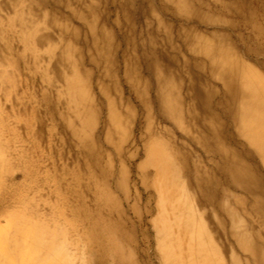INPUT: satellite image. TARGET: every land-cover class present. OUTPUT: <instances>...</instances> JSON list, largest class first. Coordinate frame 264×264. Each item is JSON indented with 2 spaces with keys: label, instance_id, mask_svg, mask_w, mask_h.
<instances>
[{
  "label": "bare ground",
  "instance_id": "obj_1",
  "mask_svg": "<svg viewBox=\"0 0 264 264\" xmlns=\"http://www.w3.org/2000/svg\"><path fill=\"white\" fill-rule=\"evenodd\" d=\"M36 2L57 13L53 23L42 20L63 40L64 68L51 71L72 98L76 124L68 129L100 171L91 205L110 218L120 263L141 264L154 244L160 264H264V0ZM44 40L34 35L35 44ZM4 86L11 99L17 86ZM134 102L144 123L130 142ZM102 123L108 151L96 142ZM2 131L0 122V195L14 159ZM132 195L136 218L128 222ZM25 214L13 217L22 221L12 233L0 228V260L23 264L43 250L54 264H72L56 242L60 230ZM145 220L152 228L141 237Z\"/></svg>",
  "mask_w": 264,
  "mask_h": 264
},
{
  "label": "rangeland",
  "instance_id": "obj_2",
  "mask_svg": "<svg viewBox=\"0 0 264 264\" xmlns=\"http://www.w3.org/2000/svg\"><path fill=\"white\" fill-rule=\"evenodd\" d=\"M45 17L53 23L57 17L55 7H44L36 0H14L11 8L3 10L0 7V122L2 138L8 144L7 152L14 156L13 170L6 178L0 195V228L12 233L20 224H14L15 220L22 221L13 217L27 213L25 215L30 216L33 222L38 221L37 225H41L39 221L46 224L47 232L60 230L56 242L65 243L67 251L64 258L67 262L121 264L114 227L108 225L110 218L91 205L94 189L102 188L101 174L90 167L84 154L86 144L75 140L68 129L71 124H76L72 98L66 93L63 77L51 71L52 66L56 71L64 68L61 60L63 40L52 25L43 24ZM36 33L43 34V44L33 41ZM2 83L17 86L11 99ZM120 88L126 98L135 100L124 80ZM155 94L153 91L150 96L155 98ZM140 108V105L136 107L130 142L140 136L144 123ZM101 114L104 118L107 110L103 109ZM155 118L159 125L157 130H160L164 124ZM104 130L102 123L95 132L96 142L108 151L110 148L107 150L102 142ZM157 139L168 146L166 139ZM114 157L116 162V155ZM137 162L132 163V167ZM115 168L118 169L116 164ZM118 176L115 172L111 179L113 187ZM131 178L140 189L135 171ZM133 197L132 202L123 207L128 222L136 218L132 210ZM144 204L145 200H142L141 211ZM151 228L147 220L143 221L138 229L139 236L151 232ZM146 250L140 256V263L160 264L154 244L147 246ZM42 251L26 256L23 264H54L43 257ZM0 264L5 263L0 260ZM19 264H22L21 260Z\"/></svg>",
  "mask_w": 264,
  "mask_h": 264
}]
</instances>
